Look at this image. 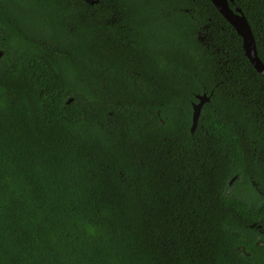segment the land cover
Returning <instances> with one entry per match:
<instances>
[{
    "label": "trees",
    "instance_id": "trees-1",
    "mask_svg": "<svg viewBox=\"0 0 264 264\" xmlns=\"http://www.w3.org/2000/svg\"><path fill=\"white\" fill-rule=\"evenodd\" d=\"M0 49V264H264V76L211 0H0Z\"/></svg>",
    "mask_w": 264,
    "mask_h": 264
},
{
    "label": "water",
    "instance_id": "water-1",
    "mask_svg": "<svg viewBox=\"0 0 264 264\" xmlns=\"http://www.w3.org/2000/svg\"><path fill=\"white\" fill-rule=\"evenodd\" d=\"M90 4H94L98 2V0H84ZM215 5L217 10L224 16V18L231 23V25L235 28L237 33L242 38L243 48L245 50V54L255 67V69L264 76V62L260 58L257 50L255 36L252 30V27L247 19V16L243 12L240 6H230L231 3H235V0H211ZM203 34H199L198 38L202 39ZM3 55V50L0 49V57ZM197 101L192 102V123L190 130L192 133L195 132L199 118L201 114V110L203 105L210 101V95L206 92L196 94ZM73 97H70L67 102L72 101ZM236 176L232 177L230 184L235 180Z\"/></svg>",
    "mask_w": 264,
    "mask_h": 264
},
{
    "label": "flooded vegetation",
    "instance_id": "flooded-vegetation-1",
    "mask_svg": "<svg viewBox=\"0 0 264 264\" xmlns=\"http://www.w3.org/2000/svg\"><path fill=\"white\" fill-rule=\"evenodd\" d=\"M252 226H253V225H252ZM255 227H262V225H256ZM258 241H260V239H259ZM257 243H258V242H257ZM238 250L241 251L242 253H244L245 255L249 253L248 251H246V249H245L244 246H241V247L239 246V247H238ZM248 258H249V257H248Z\"/></svg>",
    "mask_w": 264,
    "mask_h": 264
}]
</instances>
